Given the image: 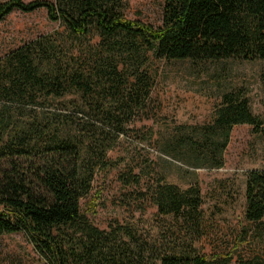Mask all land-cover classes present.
<instances>
[{"label":"rangeland","instance_id":"obj_1","mask_svg":"<svg viewBox=\"0 0 264 264\" xmlns=\"http://www.w3.org/2000/svg\"><path fill=\"white\" fill-rule=\"evenodd\" d=\"M125 1L127 19L161 26L164 0ZM62 30L45 9L13 11L0 21V60ZM93 40L77 52L85 71L107 77L121 70L122 79L98 85V99L73 92L61 102L48 98L36 110L40 130L53 133V124L64 117L76 135L83 130L87 162L96 163L101 148L109 147L103 161L111 166L93 168L89 189L79 200L82 218L110 237L116 254L133 257V264H156L163 255L183 252L204 255L212 264H264V223L244 218L246 174L264 170V134L250 125L234 126L222 166H216L218 152H213L224 140L214 120L226 94L243 95L264 128V62L166 61L147 52L139 64L128 60L114 70L108 62L96 64L106 53ZM158 178L181 189L197 186L198 210L158 215L150 195ZM0 264L50 263L23 232H15L0 235Z\"/></svg>","mask_w":264,"mask_h":264},{"label":"trees","instance_id":"obj_2","mask_svg":"<svg viewBox=\"0 0 264 264\" xmlns=\"http://www.w3.org/2000/svg\"><path fill=\"white\" fill-rule=\"evenodd\" d=\"M126 7L125 0L0 2V21L13 11L45 9L48 19L63 28L0 60V235L23 232L50 264L134 263L133 257L116 254L110 237L80 215L79 200L89 189L93 168L111 166L103 161L109 147H102L96 163H89L83 130L76 135L65 117L63 123L53 124V133L38 128L36 110L44 100L61 102L73 92L98 99V85L122 79L121 70L107 77L85 71L77 52L86 40L96 38V46L106 53L96 64L108 62L114 70L128 60L139 64L147 52L166 61L264 62V0H164L162 24L156 28L127 19ZM238 125L264 134L248 100L226 94L214 120L224 139L213 147L217 167L222 166L229 132ZM46 133L48 139L40 141ZM150 195L160 216L186 215L202 203L197 186L181 189L163 178L156 180ZM244 199L245 220L264 223V170L247 172ZM156 264L212 262L183 252L163 255Z\"/></svg>","mask_w":264,"mask_h":264}]
</instances>
